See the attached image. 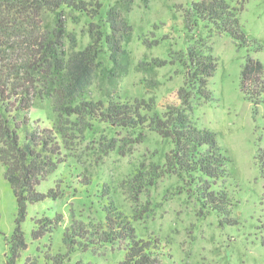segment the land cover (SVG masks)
Returning <instances> with one entry per match:
<instances>
[{"label":"rangeland","instance_id":"obj_1","mask_svg":"<svg viewBox=\"0 0 264 264\" xmlns=\"http://www.w3.org/2000/svg\"><path fill=\"white\" fill-rule=\"evenodd\" d=\"M195 1L109 0L104 12L113 7L129 24V29L116 32L131 62L117 78V94L131 100L152 98L159 115L170 104L180 102L177 91L186 86L187 75L195 72L188 51H193L195 62L207 61L209 55L215 59L216 68L207 84L210 97L204 99L193 90L187 112L198 127L216 133L219 146L231 158L229 175L215 185L229 193L232 205L227 221L212 213L202 215L186 177L176 173L163 174L152 185L142 187L138 195L134 193L129 182L137 170L164 165L172 147L156 131L92 126L81 133L74 131L69 150H65L70 154L69 165L59 164L36 187L40 192L56 187L62 194L27 204L22 229L28 245L18 264L27 257L46 264L63 254L62 229L72 218L97 217L96 205L91 204L96 198L91 195L101 183H108L111 195L123 208L142 212L135 222L138 234L163 240V264H264V99L255 107L239 86L248 56L264 64V0H228L238 10L246 43L219 33L203 20L198 19L190 30L184 27L185 20H191L188 12ZM66 18L67 46L84 48L99 19L70 14ZM97 82L92 85L94 97L104 90ZM31 116L49 125L43 110L33 108ZM3 172L0 164V264H5V238L14 230L17 210ZM86 175L94 181L89 194L81 183ZM58 215L61 222L52 233L38 240L31 238L35 217ZM119 259L122 253L117 246H105L71 254L66 264H113Z\"/></svg>","mask_w":264,"mask_h":264},{"label":"trees","instance_id":"obj_2","mask_svg":"<svg viewBox=\"0 0 264 264\" xmlns=\"http://www.w3.org/2000/svg\"><path fill=\"white\" fill-rule=\"evenodd\" d=\"M108 1L0 0V164L17 209L14 230L5 238V264H18L27 249L22 229L27 204L62 194L56 187L46 192L36 187L59 164L69 165L70 154L65 150H69L74 131L81 133L97 125L150 129L171 143L164 165L137 170L129 182L136 195L163 174L176 173L186 177L202 215L212 213L227 221L232 202L226 188L215 185L229 175L231 158L222 151L216 133L198 127L187 112L193 90L204 99L210 97L207 84L216 68L215 59L209 55L207 61L195 62L193 51H188L195 72L178 89L180 102L167 106L163 115L155 110L152 98L131 100L117 94V78L131 62L116 32L129 29V24L113 7L104 12ZM68 14L100 21L82 49L66 44ZM188 15L191 20H185L184 27L189 30L199 19L210 22L219 33L247 42L238 10L228 0L192 2ZM96 80L104 90L94 97ZM239 86L255 107L263 101L264 64L259 59L246 58ZM33 108L46 113L49 125L31 118ZM261 169L264 173V166ZM93 182L88 175L81 181L87 194ZM100 185L91 195L96 198L91 204L96 205L97 217L72 218L62 229L64 253L46 264H66L71 254L105 246H117L122 253V259L113 264H163V240L138 234L135 222L142 212L126 210L111 195L108 183ZM60 222L59 215L35 217L31 238L38 240L52 233ZM21 264H38V260L27 257Z\"/></svg>","mask_w":264,"mask_h":264}]
</instances>
